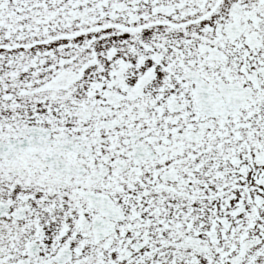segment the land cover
<instances>
[{"label": "snow or ice", "instance_id": "1", "mask_svg": "<svg viewBox=\"0 0 264 264\" xmlns=\"http://www.w3.org/2000/svg\"><path fill=\"white\" fill-rule=\"evenodd\" d=\"M0 264H264V0H0Z\"/></svg>", "mask_w": 264, "mask_h": 264}]
</instances>
